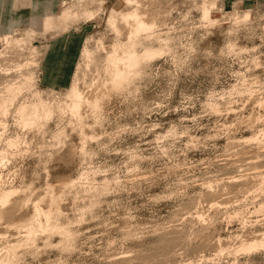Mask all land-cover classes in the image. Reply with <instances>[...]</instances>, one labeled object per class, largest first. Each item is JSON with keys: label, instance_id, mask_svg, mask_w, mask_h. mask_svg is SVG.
Instances as JSON below:
<instances>
[{"label": "rangeland", "instance_id": "rangeland-1", "mask_svg": "<svg viewBox=\"0 0 264 264\" xmlns=\"http://www.w3.org/2000/svg\"><path fill=\"white\" fill-rule=\"evenodd\" d=\"M41 1L14 6L33 10ZM94 1L102 3L94 19L28 40L36 48L30 70L48 102L68 103L76 78L90 93L104 77L114 38L106 22L125 7ZM204 1L160 0L165 18L156 35L167 39L168 53L98 114L64 109L31 130L8 118L7 135L21 144L0 164V185L15 189L23 206L0 222V259L15 245L14 264H264L263 249L241 250L264 234V180L253 178L264 171V139L246 142L264 129V0H214L211 25L201 20ZM49 2L59 13L74 0H60L58 10ZM69 34L82 36L81 48L70 82L54 90L43 80L42 58L51 40ZM60 189L59 223L70 240L38 233L22 246L33 204L46 210Z\"/></svg>", "mask_w": 264, "mask_h": 264}, {"label": "bare ground", "instance_id": "bare-ground-1", "mask_svg": "<svg viewBox=\"0 0 264 264\" xmlns=\"http://www.w3.org/2000/svg\"><path fill=\"white\" fill-rule=\"evenodd\" d=\"M15 1L11 0L10 3V0H0V44L2 46L0 50V164L9 158L11 149H17L21 144L19 137L7 135L9 117L15 118L16 124L22 129L31 130L41 128L54 115H61L64 109L74 117L80 115L83 107L98 114L104 101L112 93L124 92L131 84L136 83L153 61L169 51L167 39H161L158 34L156 35L158 25L165 18V12L160 8V0H123L125 10L111 11L106 22L114 38L110 47L105 49L107 51L103 64V79L90 93H84L79 88V80L76 78L67 90L68 103L48 102L37 90L34 72L30 70V66L36 64L34 60L36 48L29 45L28 40L37 34L45 35L48 32L66 29L69 22L94 19L102 11V3L94 0H74L65 10L54 13L50 2L47 5L46 0L37 4L38 10L22 9L20 11L15 9ZM214 2V0H205L199 7L201 20L209 25L217 23L211 18V11L215 7ZM22 11L28 14L25 16ZM236 15L232 13L227 17H231L233 21ZM247 18L248 15H245L243 20L246 21ZM23 36L26 39L21 38ZM153 41H158L160 44L153 46ZM27 53L28 56H24ZM84 56L90 59L87 49L84 50ZM87 66L91 71L92 67ZM93 72H95L94 69ZM258 133V136H252L246 142L261 144L264 139V129ZM62 134V131L58 132L54 140L61 143ZM259 136L263 138L261 137L260 140ZM262 154L264 151L258 156ZM253 178L264 180V171L254 174ZM62 195L61 189L51 191L45 201L46 210L39 203L33 204L32 215L26 224V236L21 241L22 246L33 244L38 233L58 234L64 243L70 240L72 231L59 223ZM16 196L15 189H5L0 185V222L12 220L21 210L22 199ZM95 198H92V201ZM263 208L264 203L259 206V210ZM17 247L15 245L7 247L4 257L0 259V264H14L18 257ZM257 249L264 250V234L242 245L241 250L252 252Z\"/></svg>", "mask_w": 264, "mask_h": 264}, {"label": "crops", "instance_id": "crops-1", "mask_svg": "<svg viewBox=\"0 0 264 264\" xmlns=\"http://www.w3.org/2000/svg\"><path fill=\"white\" fill-rule=\"evenodd\" d=\"M20 2L26 0H19ZM50 1V0H47ZM59 1L55 0V9L59 8ZM11 3V0H10ZM25 3V2H23ZM22 4V3H19ZM26 16L28 12L22 11ZM7 19V16H5ZM82 36L69 34L51 40L48 50L42 58L44 68L43 80L51 88L66 87L73 76V68L78 58V48H81Z\"/></svg>", "mask_w": 264, "mask_h": 264}]
</instances>
